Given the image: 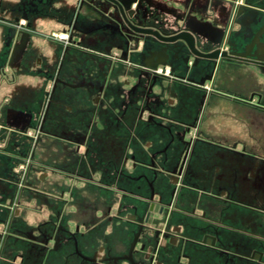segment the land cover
<instances>
[{"label": "flooded vegetation", "instance_id": "af4514ba", "mask_svg": "<svg viewBox=\"0 0 264 264\" xmlns=\"http://www.w3.org/2000/svg\"><path fill=\"white\" fill-rule=\"evenodd\" d=\"M55 1L28 0L15 25L18 51L34 37L55 52L34 115L18 125L25 148L9 179L15 201L0 220V258L11 242L21 253L8 264H264V156L233 141L229 114L230 103L260 108V95L217 84L224 64L264 75V34L245 58L229 55L249 50L264 13L252 15L253 33L224 34L152 0L124 14L117 0H73L46 37L28 16ZM249 8L226 21L236 24ZM81 15L91 29L80 28ZM47 179L52 192L38 188ZM77 183L104 192L98 220L64 221L58 212L12 229L20 194L48 196L67 211ZM247 183L259 188L248 199Z\"/></svg>", "mask_w": 264, "mask_h": 264}, {"label": "crops", "instance_id": "0c3cea01", "mask_svg": "<svg viewBox=\"0 0 264 264\" xmlns=\"http://www.w3.org/2000/svg\"><path fill=\"white\" fill-rule=\"evenodd\" d=\"M28 0H0V220L7 216L6 207L12 206L15 201L14 187L9 184L12 170L17 168L19 153L24 151V137L19 134L18 125L25 116L34 115L37 103L41 98L42 85L44 80L36 69L50 70L53 67L55 48L49 39H39L30 37L23 53L18 51L17 38H13L8 44V26L14 24L15 19L21 18L24 3ZM155 3L166 5L175 9L183 15L192 17L202 22H208L211 29L222 31L224 34H251L258 28L252 15L254 13H264V0H235L236 8L247 4L251 8L247 9V14L237 17L236 24H229L227 14L233 10L224 4L222 0H152ZM74 5L73 0H60L53 3L39 5V13H32L28 16L30 28L46 37L58 32L67 15L70 14ZM66 6L71 10L67 12L63 9ZM64 13V14H63ZM89 13V11H84ZM80 17V28L91 29L85 25V18ZM24 22L21 21L20 24ZM39 57L45 62V66L36 65L33 58ZM15 61L18 62L17 74L11 81L7 79V70ZM160 69V68H159ZM16 70V71H17ZM162 73V72H161ZM217 84L221 88L228 89L232 94L249 96L251 93L260 95L261 107L236 105L230 103V121L233 134V141L240 140L248 149L257 151L264 156V75L252 66L245 65H223L217 74ZM180 115V114H179ZM184 115V114H183ZM6 117V122H4ZM15 118L14 124L10 126L9 118ZM183 118V117H182ZM17 120V122H15ZM13 123V122H12ZM16 123V124H15ZM9 129L10 131L6 130ZM237 135V136H236ZM262 189H264V168L261 171ZM52 180L47 179L38 184V188L52 192ZM53 183V182H52ZM31 184L34 181L31 180ZM233 192L236 198L243 196L241 191L242 182L239 177L233 180ZM75 191L69 203L67 211L61 209L59 202L52 201L48 196L34 195L23 192L17 197V206L12 217V229L16 232L27 231V226L23 224H43L52 221L55 215L61 214L64 221L90 222L98 220L104 192L97 186L74 184ZM254 187L259 190L258 184L247 183L248 196H255ZM58 191V190H57ZM264 192V190H263ZM240 199V198H239ZM217 214V213H216ZM218 218V217H216ZM100 229V228H99ZM22 231V232H23ZM101 241V240H99ZM15 243V242H14ZM0 264H8L9 259L15 253H21V249L16 244L8 242ZM85 249V247H84ZM84 252H86L84 250ZM24 253H27L24 250ZM29 253V252H28ZM30 253H33L30 251Z\"/></svg>", "mask_w": 264, "mask_h": 264}, {"label": "water", "instance_id": "95a60500", "mask_svg": "<svg viewBox=\"0 0 264 264\" xmlns=\"http://www.w3.org/2000/svg\"><path fill=\"white\" fill-rule=\"evenodd\" d=\"M118 1V8H119V11L121 13H126V12H132V10H130V6L132 3H135L137 0H117ZM234 1L235 0H230V1H225L226 4H228V6H230V8L232 10L234 9H237L235 7V4H234ZM240 8V7H239ZM26 19V18H24ZM18 23H19V19H15L14 21V24L11 26H8V29H9V38H8V43L10 42V39L14 38L15 36V33H16V28L18 26ZM17 25V26H15ZM264 34V21L262 22L260 28L258 29V31L254 34L253 38H252V41L250 43V46H249V50L245 53V54H240V53H231L229 54L230 56H233V57H236L238 59H242V58H245L246 56H248L250 54V50L252 49V47H254V45L257 43H260L257 39L259 38V36L263 35ZM173 40H181L182 42H186L187 40L185 38H174ZM173 40H169L170 42H173ZM156 56H157V53H155ZM219 58L218 55L214 56L213 59L214 60H217ZM158 65H163V63L161 62H158ZM150 69L155 71L154 69L155 66H150Z\"/></svg>", "mask_w": 264, "mask_h": 264}, {"label": "rangeland", "instance_id": "374dc122", "mask_svg": "<svg viewBox=\"0 0 264 264\" xmlns=\"http://www.w3.org/2000/svg\"><path fill=\"white\" fill-rule=\"evenodd\" d=\"M60 37V36H59ZM46 39V38H45ZM33 60V62L36 64V65H38V64H41V66H45V62L42 60V62H41V58H39V57H35V58H33L32 59ZM12 66H10L9 68H8V70H7V79H8V81H11L12 80V78L14 77V74L16 73L17 74V72H18V70H17V67L19 66V64H18V62L17 61H15L13 64H11ZM17 70V71H16ZM40 71H41V73H40ZM34 73H36V74H38L39 75V73H40V75H41V78L42 79H45V77L44 76H48V70H41V69H36V71H33ZM44 82V81H43ZM49 85V84H48ZM48 85H42L44 88H46V87H48ZM42 90H43V88H41ZM13 119H15L14 117L13 118H9V120L11 121V120H13ZM23 119L25 120V119H27V117H23L22 118V120L21 121H23ZM4 122H6V117H5V120H4ZM21 123H23V122H21ZM28 135L30 136V135H32V133L31 132H29L28 133ZM27 145H28V143H26ZM27 145H26V148H27Z\"/></svg>", "mask_w": 264, "mask_h": 264}, {"label": "built area", "instance_id": "2783aa9c", "mask_svg": "<svg viewBox=\"0 0 264 264\" xmlns=\"http://www.w3.org/2000/svg\"><path fill=\"white\" fill-rule=\"evenodd\" d=\"M156 72H157V73H161V72H162V70H161V69H158Z\"/></svg>", "mask_w": 264, "mask_h": 264}]
</instances>
